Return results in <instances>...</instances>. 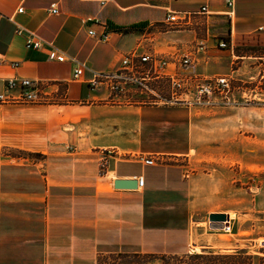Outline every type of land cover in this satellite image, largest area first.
Instances as JSON below:
<instances>
[{
	"label": "crops",
	"instance_id": "obj_1",
	"mask_svg": "<svg viewBox=\"0 0 264 264\" xmlns=\"http://www.w3.org/2000/svg\"><path fill=\"white\" fill-rule=\"evenodd\" d=\"M170 11L188 12V28L150 27ZM27 32L43 46L27 47ZM220 40L228 47L218 49L232 55L264 46V0H235L232 9L224 0H0V95L15 99H0V264H97L103 254L213 249L194 219L201 196L212 194L203 191L209 177L190 171L203 163L199 110L112 99L89 82L136 48L165 54L172 73L181 71L175 54L193 51L189 71L199 74ZM202 41L206 52H195ZM51 46L66 59L50 60ZM12 78L38 81L47 100H16L22 88L6 87ZM151 83L167 95V80ZM116 179L136 184L116 188ZM195 234L201 239L193 243Z\"/></svg>",
	"mask_w": 264,
	"mask_h": 264
},
{
	"label": "rangeland",
	"instance_id": "obj_2",
	"mask_svg": "<svg viewBox=\"0 0 264 264\" xmlns=\"http://www.w3.org/2000/svg\"><path fill=\"white\" fill-rule=\"evenodd\" d=\"M218 48L200 74L227 76L230 90L226 95L216 91L192 105L201 118L203 163L191 164L190 171L209 177L203 191L212 192L201 196V210L194 212V219L203 222L202 239L214 245L213 250L246 249L261 256L264 264V57H239L236 49L232 55ZM131 96L122 99L152 100L144 94ZM209 208L227 209L223 212L229 215L230 232L210 226ZM200 239L195 234L193 243ZM171 257L175 256L103 254L97 264H174Z\"/></svg>",
	"mask_w": 264,
	"mask_h": 264
},
{
	"label": "built area",
	"instance_id": "obj_3",
	"mask_svg": "<svg viewBox=\"0 0 264 264\" xmlns=\"http://www.w3.org/2000/svg\"><path fill=\"white\" fill-rule=\"evenodd\" d=\"M229 8L234 7L235 0H224ZM206 6L202 7V12L206 11ZM23 8L20 7L18 12H22ZM48 12L56 14L58 12L57 4L51 3L48 7ZM190 14L188 12L170 11L166 20L161 25L156 26L157 31L160 30H184L188 28ZM158 26L161 27L158 29ZM23 27H18L17 32H24ZM147 33L150 31L147 30ZM89 33L94 35V31L90 30ZM107 36H103L105 39ZM26 46L33 49H39L43 46L45 41L32 32L26 33L25 38ZM139 47H142L140 45ZM219 48H227L228 44L225 40L218 41ZM207 50L206 42H199L195 48V52L204 53ZM181 71L169 72L167 66L169 58L165 54L157 52H140L139 48L133 49L125 54L120 61L119 67L108 71L94 72L93 79H91L90 86L100 87L104 85L112 96V99H121L128 97L132 92L137 95L144 94L152 98L149 102L164 101V102H183L187 105H194L200 103L205 98H211L214 93L226 95L230 90L229 79L225 75L219 76H201V74L189 71L194 63V53L182 52L175 54ZM48 58L50 60L64 61L65 55L59 52L56 48L50 47L48 50ZM2 61L0 57V62ZM143 64H148L145 67ZM17 65V63H13ZM80 69L77 68L73 74L74 79L80 77ZM152 77L164 78L169 83V90L167 95L161 94L151 83ZM16 82L21 86L22 92L16 100L20 102H42L47 99L40 95V83L28 78H12L6 82V87L10 88L16 85ZM217 91V92H216ZM148 98V99H149ZM0 99L15 100L13 97L0 95ZM151 157L145 159L148 164L154 163ZM144 179L141 176L138 179V185L143 186ZM225 232H230L231 223L230 219L227 224L223 223L221 228Z\"/></svg>",
	"mask_w": 264,
	"mask_h": 264
},
{
	"label": "trees",
	"instance_id": "obj_4",
	"mask_svg": "<svg viewBox=\"0 0 264 264\" xmlns=\"http://www.w3.org/2000/svg\"><path fill=\"white\" fill-rule=\"evenodd\" d=\"M236 50L239 52V56L253 55L257 57H264V52H262L264 51V46H247L244 47L242 52L238 48H236ZM261 88L264 90V85ZM168 255L175 256L171 257L174 260V264H261L263 262V258L261 256L259 257L255 254L249 253L246 249L218 251L203 248L201 251Z\"/></svg>",
	"mask_w": 264,
	"mask_h": 264
},
{
	"label": "water",
	"instance_id": "obj_5",
	"mask_svg": "<svg viewBox=\"0 0 264 264\" xmlns=\"http://www.w3.org/2000/svg\"><path fill=\"white\" fill-rule=\"evenodd\" d=\"M136 182L134 180L116 179L114 186L116 188H132L135 187ZM209 220L212 227L222 228L223 223L229 222V215L224 212H212L209 214Z\"/></svg>",
	"mask_w": 264,
	"mask_h": 264
}]
</instances>
